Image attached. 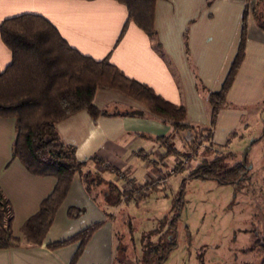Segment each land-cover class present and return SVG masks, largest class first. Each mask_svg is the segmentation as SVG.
I'll return each mask as SVG.
<instances>
[{
	"label": "crops",
	"instance_id": "0c3cea01",
	"mask_svg": "<svg viewBox=\"0 0 264 264\" xmlns=\"http://www.w3.org/2000/svg\"><path fill=\"white\" fill-rule=\"evenodd\" d=\"M260 1L156 0L153 26L157 46L127 18L125 6L116 0H0V21L22 12L44 16L80 53L95 59L106 58L126 76L182 104L188 123L205 126L208 125L205 93L197 89L195 81L199 79L207 90L219 88L237 48L245 2L250 8ZM10 57L0 38V70ZM263 98L264 31L248 15L243 58L227 90V103L219 108L211 127L213 145L225 147L222 144L229 139L247 107H257ZM93 103L108 111L131 113L102 114L92 119L85 109H79L56 121L58 137L74 146L77 159L87 160L85 168L101 172L116 185L119 182L116 173L120 171L131 181L139 182L146 174L167 168L180 151L173 157L165 155L167 163L162 164L163 149L153 137L168 136L172 140L175 136L169 122L150 113L139 101L122 92L98 87ZM13 134L14 118L0 116V189L11 206V229L20 236L21 223L51 191L55 178L30 172L12 155ZM91 156L95 158L90 159ZM113 192L104 195L106 210L111 211L110 217H106L99 206L100 196L90 197L79 173L74 172L41 244L1 247L0 264H68L76 241L55 249L47 248L46 243L65 238L97 220L103 223L91 234L74 264H112L113 204L108 199ZM71 207L83 211L69 215L67 210Z\"/></svg>",
	"mask_w": 264,
	"mask_h": 264
},
{
	"label": "trees",
	"instance_id": "16d2710c",
	"mask_svg": "<svg viewBox=\"0 0 264 264\" xmlns=\"http://www.w3.org/2000/svg\"><path fill=\"white\" fill-rule=\"evenodd\" d=\"M116 1L125 6L127 18L145 31L157 46L153 26L156 0ZM256 8V4L249 8L245 2L237 48L219 88L207 90L199 79L195 81L197 89L205 93L208 111V125L205 126L188 123L182 104L174 103L155 92L148 84L126 76L106 58L95 59L80 53L66 42L56 27L44 16L22 12L4 17L0 21V38L9 49L11 57L0 70V116L14 118L11 153L30 172L50 174L54 176L55 181L51 191L40 200L35 212L21 223L20 236L15 235L11 229V206L0 189V248L23 243L41 244L74 172L79 173L83 187L90 197L100 196L102 201L99 206L106 217L111 215V211H107L104 205L107 203L104 195L108 191H115L116 202L121 197L123 201L137 198L129 190H123L112 180L104 178L101 172L85 168L87 160L77 159L74 146L64 142L57 135L56 121L79 109H85L92 119L102 114L131 113L126 110L108 111L98 108L93 103L94 92L98 87L122 92L142 103L150 113L169 122L174 136L182 135L189 148H196L203 140L208 142L204 146L207 154L199 155L197 162L184 172L183 179L200 177L212 178L219 183H231L247 177L249 167L246 165V155L244 161H241L234 157L232 150L216 152V149L209 145H213L211 127L215 123L219 108L227 103V90L243 58L246 20L249 13L257 26L264 31V24L255 17ZM232 133L233 130L230 134ZM263 133L264 130L252 142L259 139ZM153 140L163 149L164 155L160 159L165 165L167 161L163 157L175 154L178 148L172 144L168 136L153 137ZM227 141L228 138L222 145L226 146ZM94 158L91 156L90 159ZM103 182L107 189L101 187ZM114 203L111 202L113 205ZM82 211L83 208L71 207L67 213L78 215ZM102 223L103 220L93 221L65 238L46 243V247L55 249L76 241L77 245L68 260V264H74L85 249L91 234ZM163 236L165 238L163 241L160 240L148 247L147 258L144 259L143 256L141 259H135L134 264L161 261L175 246V231L171 224ZM157 249L159 250L156 251ZM154 254L156 259L151 260ZM117 261L119 260L113 254L112 264H116ZM120 264L127 263L124 261ZM259 264H264V243L261 244Z\"/></svg>",
	"mask_w": 264,
	"mask_h": 264
},
{
	"label": "rangeland",
	"instance_id": "374dc122",
	"mask_svg": "<svg viewBox=\"0 0 264 264\" xmlns=\"http://www.w3.org/2000/svg\"><path fill=\"white\" fill-rule=\"evenodd\" d=\"M256 6L255 17L264 24V0ZM234 127L225 147L209 146L216 152L232 150L236 159H241L247 146L249 171L238 182L183 179L199 155L207 154L204 146L208 142L203 140L196 148H189L181 135L171 141L180 151L167 168L152 171L139 182L131 181L123 171L116 173L120 182L117 186L137 197L116 202L114 191L108 199L115 202L112 213L113 254L119 260L116 264H134L135 259L147 258L148 247L165 239L163 233L170 224L175 231V246L161 261L150 264H259L264 243V133L252 143L249 141L264 130V102L247 107ZM169 169H173L172 174ZM160 177L164 181L160 182ZM127 181L133 185L126 187ZM101 186L107 189L105 182ZM154 259L156 254L151 256Z\"/></svg>",
	"mask_w": 264,
	"mask_h": 264
},
{
	"label": "built area",
	"instance_id": "2783aa9c",
	"mask_svg": "<svg viewBox=\"0 0 264 264\" xmlns=\"http://www.w3.org/2000/svg\"><path fill=\"white\" fill-rule=\"evenodd\" d=\"M184 153V152H183ZM182 156V155H181ZM183 161V160H182ZM169 172H171V174H172V172H173V169H169ZM159 180H161L160 182H162V181H164V179H162L161 177L159 178ZM155 183L157 184L158 182H157V179L155 180ZM133 184L130 182V181H127L126 183H125V186L126 187H131Z\"/></svg>",
	"mask_w": 264,
	"mask_h": 264
},
{
	"label": "water",
	"instance_id": "95a60500",
	"mask_svg": "<svg viewBox=\"0 0 264 264\" xmlns=\"http://www.w3.org/2000/svg\"><path fill=\"white\" fill-rule=\"evenodd\" d=\"M253 139H251L249 141V144L252 142ZM246 151H247V146L243 149L242 151V155H241V161H244L245 155H246Z\"/></svg>",
	"mask_w": 264,
	"mask_h": 264
}]
</instances>
